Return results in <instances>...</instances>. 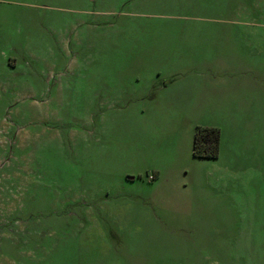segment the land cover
Listing matches in <instances>:
<instances>
[{"label": "rangeland", "instance_id": "rangeland-1", "mask_svg": "<svg viewBox=\"0 0 264 264\" xmlns=\"http://www.w3.org/2000/svg\"><path fill=\"white\" fill-rule=\"evenodd\" d=\"M263 118L264 0H0V264H264Z\"/></svg>", "mask_w": 264, "mask_h": 264}, {"label": "trees", "instance_id": "trees-1", "mask_svg": "<svg viewBox=\"0 0 264 264\" xmlns=\"http://www.w3.org/2000/svg\"><path fill=\"white\" fill-rule=\"evenodd\" d=\"M219 131L214 127H196L192 139V155L196 158L217 157Z\"/></svg>", "mask_w": 264, "mask_h": 264}, {"label": "crops", "instance_id": "crops-1", "mask_svg": "<svg viewBox=\"0 0 264 264\" xmlns=\"http://www.w3.org/2000/svg\"><path fill=\"white\" fill-rule=\"evenodd\" d=\"M262 123H264V118L262 119ZM259 138H261V143L259 145V153H260V166L259 168L263 169L264 166V135L260 134Z\"/></svg>", "mask_w": 264, "mask_h": 264}]
</instances>
